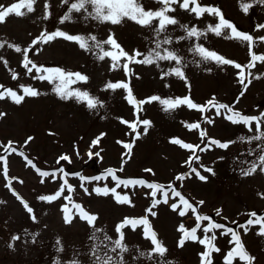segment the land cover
<instances>
[{
  "label": "rangeland",
  "instance_id": "1",
  "mask_svg": "<svg viewBox=\"0 0 264 264\" xmlns=\"http://www.w3.org/2000/svg\"><path fill=\"white\" fill-rule=\"evenodd\" d=\"M15 2L18 0H0V5L9 6ZM72 2L75 0H69L68 4L62 0H36L32 13L22 17L10 15L0 23V44L4 45L0 48V86H3L0 91L8 88L23 95L21 86H24L40 93L35 97L26 96L18 105L7 97L0 100V113L5 114L0 117V157L5 158L0 160V264H73L74 261L94 264V244H100L103 255V244H108L109 248L112 246L104 241L105 234L115 240L118 236L116 226L125 218L144 216H147L166 252L163 256L152 252L153 245L144 237L143 226L136 230L128 226L122 229L128 250L123 253L119 249L109 251L108 255L114 261L119 264H201L200 254L205 250L203 245L188 240L182 247L179 246L182 233L178 227L183 224L185 229L190 230L196 225V219L191 210L185 216L172 211L170 205L179 204V198L171 196L167 188L169 184L197 209V214L208 216L212 222L239 233L245 250L255 257L253 264H264V236L257 234L260 225H248L247 232L241 227L246 225L248 219H255L250 213L264 216V172L258 168L252 175L242 174L252 163L259 164L258 157L264 154L261 151L264 140L248 141L249 137L257 134L255 122L251 125L253 130L249 131L243 124H233L225 119L224 114L217 116L214 108L201 113L182 105L165 112L158 101L145 103L138 111L128 103L125 89L106 88L110 82L127 83L138 101L151 96L162 99L188 96L194 103L204 105L215 98L242 115L261 116L264 120V63L257 62L256 67L250 70L252 75L246 77L245 89L239 82L238 69L203 61L192 51L196 45H201L241 65L249 62L246 42L225 39L223 35L218 37L207 31L210 24L218 22L215 16L205 13L197 18L180 9L178 4L173 5L176 10L168 14L177 19L178 24L169 25L165 32L157 35L155 22L151 27L141 26L127 18L120 24L101 23L87 17L83 10L69 13ZM198 2L202 6L219 8L225 19L239 31L253 37L252 51L257 55L264 54V41L259 39L264 37V28H257V25H264V3L259 0ZM45 3L49 5L47 19L43 18ZM141 3L146 10L161 7L155 0H141ZM242 3L252 4L247 14L241 10ZM86 7L90 12L91 6ZM65 14H69L71 19L61 23ZM181 25L196 27L204 35L182 39L187 34ZM56 30L85 38L94 35L100 42L107 40L111 34L129 55L141 53L137 60L153 51L163 54L166 49L180 57L181 63L169 60H156L152 64L129 63L130 71L126 74L122 66L112 67L110 57L99 59L100 48L87 51L63 38L32 46V41L41 32L52 33ZM165 36L171 42L156 49V42L162 41ZM8 44L19 46L22 51L17 53ZM102 48L112 50L106 44H102ZM24 49H29L28 57L38 67L60 68L86 76V82L76 81L68 87L72 91L87 92L99 101L96 108L89 109L86 102H77L75 97L61 99L53 90V84L35 79V70L28 73L23 67ZM125 62L121 59L120 64ZM176 67L181 68L185 79L174 74L164 75ZM13 74L16 79H12ZM257 76L260 78H255ZM249 80L251 83H248ZM221 111L224 113V110ZM204 118L211 119L213 123L208 124ZM122 120L130 123L148 120L150 126L145 133L144 126L137 123L133 132ZM190 123H199L200 129L190 131L185 126ZM261 129L264 131V124ZM201 130L206 132L203 140L199 136ZM29 137H32L30 141ZM98 137L99 144L92 146V141ZM241 137L245 139L242 141ZM173 138L199 145L200 148L208 145L210 139H215L229 143V147L224 149L211 144L205 151L197 149L193 155L191 150L172 144L170 141ZM9 142H12L10 148ZM128 143L133 144L130 158L125 155L128 149L124 145ZM89 152H99L100 155L89 158ZM64 155L69 157L70 162L59 160ZM190 156L192 160L189 164L186 161ZM195 156H199V160ZM28 160L35 167L29 165ZM5 162L7 178L4 175ZM122 165L123 171L115 172L119 179H143L148 183L164 185L165 191L169 192L168 203H160L153 209L155 216L146 211L151 207L152 190L145 186L117 188L119 194L129 196L131 204L117 203L111 194L97 195L93 191L97 187H115L116 182L110 176L100 180L91 178L103 177L106 170H118ZM61 168L64 172L59 171ZM192 168L205 176L206 180L197 178ZM37 169L55 173V177H41ZM145 169H151V172ZM177 175H184L185 178L177 180ZM81 177L87 178L83 181V188L80 186ZM8 180H11V184L6 186ZM64 180L72 186L71 194L65 188L61 196L51 203L39 199L54 195ZM84 188L88 189L87 193ZM13 191L32 208V213L23 207ZM68 195H71L73 203L80 204L97 217L94 227L78 215L73 217L70 224L64 223L61 208L65 204L71 208V203L64 198ZM156 199H162L161 192L156 193ZM218 209L220 215L216 214ZM72 212L75 213V209ZM200 224L196 235L203 238V227L208 221H200ZM94 229L101 230L95 232L97 239L92 238ZM222 231L224 229H214L208 233L209 236L215 233L214 244L220 249L212 254V264H224V256L234 247L229 243L231 234L220 235ZM13 237L18 239L13 240ZM57 240L60 241L59 245ZM141 252L144 255H140ZM233 264L241 262L237 258Z\"/></svg>",
  "mask_w": 264,
  "mask_h": 264
},
{
  "label": "snow or ice",
  "instance_id": "2",
  "mask_svg": "<svg viewBox=\"0 0 264 264\" xmlns=\"http://www.w3.org/2000/svg\"><path fill=\"white\" fill-rule=\"evenodd\" d=\"M64 4H68L69 0H62ZM157 4H159L161 7H159L157 10H151V9H145L144 6L141 3V0H75V2H72L69 6V13L71 12H81L82 10L87 13V17H90L93 20H97L101 23L103 22H110L112 24H120L124 18H127L141 26H153L155 22L154 31L157 35L163 33L166 31L167 27L169 25H176L178 24L177 19H175L173 16H170L168 13L174 12L176 9L172 7L173 5L179 6L180 9L190 12L194 14L197 18L202 17L205 13L209 16H215L218 18V22L215 25H209L207 31L214 33L216 36H224L225 39L229 40H237L241 43H247V47L249 50V56L250 60L247 64L241 65L239 63H236L235 61H232L230 59H226L225 57L218 55L214 51L207 50L201 45H196L192 51L195 52V54L199 55L203 61H213L218 66H224V65H231L235 69H238V77L240 84L246 89L247 84L245 83L246 77L251 76V69L256 67L257 62L264 63V54L257 55L252 51L253 48V37L249 34L243 33L239 31L236 26H234L233 23L225 19L223 13L221 10L214 6H202L198 0H155ZM260 3H264V0H259ZM36 3V0H18V2L12 3L9 6L0 5V23H3L6 21V18H8L10 15H15L17 17L25 16L27 13H32L34 11V5ZM87 5L91 6V11L89 12L87 10ZM49 5L45 3V14L44 19L48 18V9ZM241 10L247 14L250 7H252V4L250 3H242L240 5ZM86 17V18H87ZM71 19V16L69 14H65L61 18V23H64L65 21H69ZM181 27L186 32V37H182V39L185 38H192L204 35V33L198 31L196 27L189 28L187 25H181ZM257 28H264V25H257ZM228 30V32H225V30ZM56 38H63L68 41L75 42L79 45L81 49L91 51L95 48L101 49V54L99 55V59L103 60L105 57H110L113 64L112 67L115 69L117 67H123L126 74L130 71L129 69V63H141V64H152L156 60H169V61H175L177 64L181 63V58L178 57L176 54H174L171 51L164 50L163 54H161L160 51H153L149 53L148 55L144 56L143 59L137 60L136 57L140 56L141 53L136 52L133 55H129L126 51H124L121 46L116 42L114 37L110 34L107 38V40L100 42L97 41V38L94 35H91L87 38L80 35H70L67 34L61 30H56L52 33L47 32H41L39 37L34 39L32 41V46H35L38 43H48L50 41H53ZM261 41H264V37L259 38ZM89 41L92 43L90 44ZM171 42L170 38L165 36L162 41L156 42V49H160L162 44H169ZM102 44L109 45L112 50L105 51L102 48ZM9 48H14V50L17 53H20L22 50L19 46L8 44ZM4 47L3 44H0V48ZM29 49L23 50V67L27 69L28 73H32L33 70H35L36 75L34 76L35 79L39 80H47L50 84L54 85L53 90L56 92L58 96H60L61 99H69L71 97H75L77 99V102H86L87 107L89 109L96 108L99 101L95 100L94 98L90 97L87 92H80L78 90L72 91L69 90V85L71 83H75L76 81H87V77L80 74V73H71L66 72L63 69L60 68H44L42 66L38 67L35 63H33L29 57H28ZM121 59H124L126 62L123 63V65L120 64ZM5 66H7V61L4 62ZM31 65V67H29ZM210 70V69H209ZM246 70H248L246 72ZM174 74L180 79H185L183 72L181 71V68L176 67L171 69L170 72L164 73V75H171ZM75 77V79H73ZM257 79L260 78V76L255 77ZM12 79H16V75L13 74ZM248 83H251L249 80ZM3 86H0L2 88ZM23 95H18L15 91L5 88L3 91H0V100L7 98H10L15 104H20L26 96L35 97L37 95H40V93L31 88V87H24L21 86ZM106 88L116 90V89H125L127 91L126 99L129 104L133 105L134 108H136L138 111L141 109V106L145 103H152L154 101H158L162 106L163 110L165 112L174 110L180 106H187L189 109H193L196 111H199L201 113H204L208 111L211 108L215 109L216 115L220 116L224 114V118L229 120L233 124H243L244 126L248 127L249 131H252L251 125L253 122H255V132L256 135L249 137L248 141H261L264 140V131H262L261 126L264 124V120L261 119V116H246L242 115L239 111H234L232 107H230L227 104L219 103L215 100V98L207 101L204 105L196 104L192 101V99L188 96L185 97H177V98H167L162 99L159 96H151L147 98L144 101H137L135 97L132 94V91L127 83L124 82H116V83H108L106 85ZM241 95H243V92H241ZM221 110H224V113H222ZM5 115L4 113H0V117ZM264 115V114H262ZM206 119V122L208 124H212L213 121L211 119ZM122 123L128 124V126L132 129L133 132L136 131L137 123H140L144 126V132L146 133L148 130V127L150 126V121L143 120V121H137V122H128V121H121ZM190 131L194 129H200L199 123H190L185 125ZM200 138L203 140L206 137V132L204 130H201L199 132ZM136 138H139V133H137ZM32 137L28 138V141H30ZM242 141L245 139L244 137L240 138ZM100 138H96L92 141V146H96L99 144ZM28 141H25L27 143ZM172 144L178 145L184 149L191 150L193 155H195V152L197 149L200 151H205L209 145L215 144L219 148H228L229 143H222L220 141H217L215 139H210L209 144L205 145L204 148H200L199 145H192L189 143H184L179 138H173L170 141ZM11 143L9 142L8 148L11 147ZM124 147L128 149V151L125 153V155L130 158L131 157V149L133 147L132 143L125 144ZM259 147V146H258ZM7 150V149H6ZM12 151H15V149H11ZM261 151H264V148L261 149ZM89 158H91L93 155L99 156L100 153H92L89 152ZM4 157H0V160H4ZM195 159L199 160V156H195ZM259 164L252 163L251 166L244 171L242 174L245 176H249L254 174L257 169L261 172H264V154L259 155ZM59 160H65L69 161V157L64 155L59 158ZM58 160V162H59ZM192 157H189V160L186 161V163L191 162ZM28 164L32 165V161L28 160ZM35 167L34 165H32ZM39 175L41 177H46L49 175H52L55 177V173H48V172H42L39 171ZM59 171L64 172V170L61 168ZM116 171H123V165L118 170H112L108 169L102 176L92 177L93 180H100L102 178L110 176L113 181L116 182L115 187L109 188L107 186H104L103 188L97 187L94 188L93 191L97 195H104L108 196L111 194L117 203L120 204H131V201L129 199V196L127 194L121 195L117 192V188L123 186L125 188H128L130 186H145L149 189H151L150 195L152 196V203L151 207L146 209L147 213L151 216H155L156 212L153 211V209L160 203H168L169 199V192L165 191V186L157 183H148L143 179H119L116 175ZM146 172H151V169H145ZM191 171L195 173L196 177L200 180L204 181L206 180V177L201 175L199 171H197L195 168H192ZM205 171H211V169H205ZM4 175L7 178V166L5 162L4 167ZM65 176L68 175V173H64ZM185 178L184 175H177V180H183ZM63 179V177H62ZM87 179L84 177H81V187H84L83 181ZM43 182V180L41 181ZM11 184V180H8V184L6 186H9ZM67 188V191L69 194L72 193L73 188L70 184H68L67 180H64V182L60 185V189L54 194L50 196H41L39 197L40 200L47 201L51 203L52 201L56 200L61 196V193ZM168 190L171 192L172 197H178L179 198V204L178 203H172L170 205L172 211L177 212L180 216H185L188 212V210H191V212L195 215L196 219V225L191 228L190 230L185 229L184 225L181 224L178 227V231L182 233L181 239L179 241V246H183L185 241L191 240L194 242H198L201 245L204 246V251L200 254L201 255V264H212V254L214 252H219L220 249L216 247L214 244V241L216 240V235L213 233L211 236L208 235V233L213 232L214 229H224L220 233V235H228L231 234V240H229L230 244H233L234 247L227 252V254L224 256V264H233V260L239 259L241 264H253V261L255 260V257H252L244 248L243 243L241 242V238L239 233L234 231L231 228H226L224 225L215 223L211 221V218L205 215H199L197 214V209L179 192L177 191L171 184L167 186ZM84 191L87 193L88 189L84 188ZM161 192L162 193V199H156V193ZM13 194L17 196V199L20 200L23 207L29 212L32 213V208L29 207V205L14 191ZM66 200H68L71 203V208L67 204L63 205L61 208V211L63 212V219L65 224H70L73 220L74 216H79L81 220L86 221L90 226L94 227V223L97 219V217L94 214L88 213L80 204L73 203L71 201V195H68L64 197ZM200 204H203V201L199 202ZM180 205H183L181 208ZM72 209H75V213L72 212ZM217 215H220V210L218 209L216 212ZM251 217H255V219H248L246 222V225H241L242 228H244V231H248V225H260L258 235L264 236V216H257L256 213H250ZM33 220H35V216L32 217ZM200 221H208V224L203 227V238H199L196 233L197 230L201 227ZM130 226L132 230H136L139 226H143V235L146 239L151 241V244L153 245L152 252L158 253L160 256H163L166 252V249L162 246L161 242L157 239L156 233L152 230V226L149 223V220L147 216L137 218V219H131V218H125L120 224L116 226V233L118 234L117 238L115 240H112L111 237L107 236L105 234L104 241L109 242L112 246L111 248L108 247V244H103V247L105 249L104 254L101 255L100 253V244H94L92 246V255L95 257L94 264H119V262H116L113 260V257L111 255H108V252H116L118 249L121 253L127 251V247L124 244V233L122 229ZM101 231L100 229H94L93 233V239H97L95 236V232ZM13 240L18 239V237H13ZM103 243V242H101ZM57 244H60V241L57 240ZM62 250V249H58ZM140 255H144L143 252L140 253ZM151 255V253H149ZM73 264H78V262H73Z\"/></svg>",
  "mask_w": 264,
  "mask_h": 264
},
{
  "label": "trees",
  "instance_id": "3",
  "mask_svg": "<svg viewBox=\"0 0 264 264\" xmlns=\"http://www.w3.org/2000/svg\"><path fill=\"white\" fill-rule=\"evenodd\" d=\"M143 262V261H142ZM147 264V263H146ZM170 264H172V263H170Z\"/></svg>",
  "mask_w": 264,
  "mask_h": 264
},
{
  "label": "water",
  "instance_id": "4",
  "mask_svg": "<svg viewBox=\"0 0 264 264\" xmlns=\"http://www.w3.org/2000/svg\"><path fill=\"white\" fill-rule=\"evenodd\" d=\"M264 103V102H263Z\"/></svg>",
  "mask_w": 264,
  "mask_h": 264
}]
</instances>
